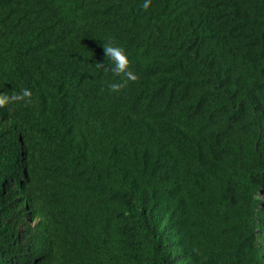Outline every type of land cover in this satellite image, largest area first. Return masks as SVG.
I'll return each instance as SVG.
<instances>
[{
  "label": "trees",
  "instance_id": "16d2710c",
  "mask_svg": "<svg viewBox=\"0 0 264 264\" xmlns=\"http://www.w3.org/2000/svg\"><path fill=\"white\" fill-rule=\"evenodd\" d=\"M145 2L0 0V264H264V0Z\"/></svg>",
  "mask_w": 264,
  "mask_h": 264
},
{
  "label": "clouds",
  "instance_id": "9594fccd",
  "mask_svg": "<svg viewBox=\"0 0 264 264\" xmlns=\"http://www.w3.org/2000/svg\"><path fill=\"white\" fill-rule=\"evenodd\" d=\"M145 7H147V0L145 2ZM105 46V53L106 57L111 61V68L113 71L117 73H125V75L129 79H136V74L133 73L129 68L128 65L130 63L127 50L119 45L114 43H108ZM123 87L121 83H112L111 88L114 90H118ZM31 92L29 89L24 88L20 93H14L12 95H0V105L5 103L20 100L25 97H29Z\"/></svg>",
  "mask_w": 264,
  "mask_h": 264
}]
</instances>
